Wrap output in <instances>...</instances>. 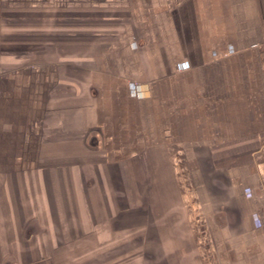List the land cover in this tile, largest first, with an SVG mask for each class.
<instances>
[{
    "label": "crops",
    "instance_id": "1",
    "mask_svg": "<svg viewBox=\"0 0 264 264\" xmlns=\"http://www.w3.org/2000/svg\"><path fill=\"white\" fill-rule=\"evenodd\" d=\"M74 237L264 264V0H0V264Z\"/></svg>",
    "mask_w": 264,
    "mask_h": 264
},
{
    "label": "rangeland",
    "instance_id": "2",
    "mask_svg": "<svg viewBox=\"0 0 264 264\" xmlns=\"http://www.w3.org/2000/svg\"><path fill=\"white\" fill-rule=\"evenodd\" d=\"M70 244L68 246H65L64 248H68L67 250L70 251V254L73 253V255H64V261H62V264L65 263L66 260H69V262H72L73 264H97L101 261H107L108 258L113 257V255H110L107 257H102V254L95 253L94 256H87L84 260L81 258L82 252L86 251L88 248H93L94 242L87 240V239H76L75 237L72 240H69ZM119 245V246H118ZM118 247L115 249L118 254L124 252L126 249L129 250L132 247H134V243L132 241L127 242V245L122 243V241L118 242ZM54 263H57V260H53Z\"/></svg>",
    "mask_w": 264,
    "mask_h": 264
}]
</instances>
